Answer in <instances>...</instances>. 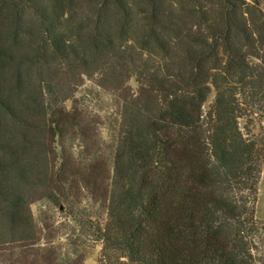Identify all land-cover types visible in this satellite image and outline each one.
<instances>
[{
    "label": "trees",
    "instance_id": "16d2710c",
    "mask_svg": "<svg viewBox=\"0 0 264 264\" xmlns=\"http://www.w3.org/2000/svg\"><path fill=\"white\" fill-rule=\"evenodd\" d=\"M85 81L146 126L106 144ZM263 120L264 0H0V264H71L40 202L107 264H258Z\"/></svg>",
    "mask_w": 264,
    "mask_h": 264
},
{
    "label": "rangeland",
    "instance_id": "374dc122",
    "mask_svg": "<svg viewBox=\"0 0 264 264\" xmlns=\"http://www.w3.org/2000/svg\"><path fill=\"white\" fill-rule=\"evenodd\" d=\"M130 86L136 90L137 86L134 81L130 83ZM213 99V96L210 97L205 105V111L208 109L209 105L212 104ZM73 106H77L83 111L96 115L102 123V140L106 144H110L114 147L119 141L121 129L124 124V116H126L130 110L134 111V118L141 128L146 126L149 121L147 115L132 109L129 105L121 102L91 81H85L84 85L76 93L74 100L67 103L69 109ZM259 131L264 134V120L259 126ZM99 170L100 167L97 166V168L93 170V174L92 172H88L92 188H95L99 184V178L97 176ZM89 205L90 203H86L83 208H89V212L91 210V212L94 213L93 217L100 220L99 216L102 215V212L97 210L98 207L95 208L93 206L94 209H91ZM31 209L37 223L40 224L42 222L44 223V221H52L55 222V228H60L59 236H54V238L52 236L49 241L53 238L52 243L65 263L69 261L71 264H107L105 260L106 244L103 242H96L95 238L92 237L91 231L87 227H79L66 215H61L59 209L52 207L46 202L36 203ZM255 218L264 226V168L258 187ZM100 221L103 227L105 221H107V213L104 214ZM259 249L261 254L258 264H264V233L261 243H259ZM65 259H67V261Z\"/></svg>",
    "mask_w": 264,
    "mask_h": 264
}]
</instances>
